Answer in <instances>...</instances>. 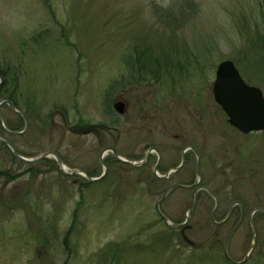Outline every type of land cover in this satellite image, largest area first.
<instances>
[{
    "label": "rangeland",
    "instance_id": "1",
    "mask_svg": "<svg viewBox=\"0 0 264 264\" xmlns=\"http://www.w3.org/2000/svg\"><path fill=\"white\" fill-rule=\"evenodd\" d=\"M226 60L264 93V0H0V78L8 83L0 101L14 97L30 115L25 134H3L28 158L55 152L69 169L98 177L105 147L139 161L150 145L171 141L160 118L172 132L171 120L186 119L170 105L202 107L211 120L222 115L212 88ZM120 102L124 114L115 109ZM0 115L25 128L10 110ZM225 130L246 144L260 138ZM122 167L111 161L91 183L55 162L20 163L1 149L0 264H232L224 244L233 224L217 232L204 223L191 234L198 245H188L157 211L151 166ZM235 187L252 207L256 192L264 199V184ZM174 198L162 204L165 214ZM251 238L244 224L232 259H244ZM245 264H264V245Z\"/></svg>",
    "mask_w": 264,
    "mask_h": 264
},
{
    "label": "flooded vegetation",
    "instance_id": "2",
    "mask_svg": "<svg viewBox=\"0 0 264 264\" xmlns=\"http://www.w3.org/2000/svg\"><path fill=\"white\" fill-rule=\"evenodd\" d=\"M0 83V96L7 95L8 83L4 80ZM212 91L214 92L213 88ZM119 99H121L120 96L117 100ZM122 100H124L126 111H128L129 103L125 99ZM217 105V110L222 112L221 106L218 103ZM200 106L203 105L200 104ZM4 109L15 113L25 124V128L27 125L29 127L30 115L18 109L14 97L8 96V98L0 101V110ZM167 111H182V116L186 119L171 120L170 125L178 129V131L172 132L168 128V123L160 118L161 123L158 127H165V130L162 128V132L171 141L161 140L158 144L150 145L139 161L128 159H126L127 162L118 161L111 151H107L104 158L111 155L112 159L108 157L106 163L111 165V161H117L122 164L125 172L132 169H149L151 166L158 185L157 211L166 227L171 231L179 232L188 245L194 247L198 245L191 234L196 235L198 227L204 223L207 227L213 226L217 232L220 227H231L233 224L224 245H231L234 235L244 227V224H247L252 234L249 245H255V247L264 245V241L261 240V229L264 226V199L260 193L256 192L254 194L255 206L252 207L239 196L235 187L243 182L264 184V131L257 132L260 133V138L252 144H246L244 140L237 138L225 128H231L244 137H248L254 132L245 134L232 126L224 111L222 115L215 114L212 120L205 114L204 108H196L192 104L181 107L180 105L177 107L170 105ZM172 115L174 114L168 113L169 117ZM28 127L26 131H24L25 128L22 131L14 130L7 123H4V119L0 115V138L10 143L24 158L28 157L24 156L4 134L11 137L20 136L28 131ZM98 128L90 127L92 133L95 134ZM103 128L108 130L107 127L103 126ZM1 149L9 151L13 155V159L20 163L33 164L19 160L11 147L3 141H0V151ZM107 149L112 148L105 147L102 154ZM130 162L135 164L132 165ZM78 170L87 174L82 169ZM75 175L87 179L81 173ZM218 186L231 187V189L218 191ZM170 196H175L174 204L171 206V213L165 214L162 210V204ZM228 198L233 201L226 210L224 204L225 201L229 200ZM179 201L182 203L181 206ZM194 215L204 219V221L198 220L192 223L191 218ZM164 218H167L169 223ZM234 229L236 230L234 231ZM213 235L214 237L217 236L216 233ZM246 240L249 243V235H247ZM228 261L231 262L229 259Z\"/></svg>",
    "mask_w": 264,
    "mask_h": 264
},
{
    "label": "water",
    "instance_id": "3",
    "mask_svg": "<svg viewBox=\"0 0 264 264\" xmlns=\"http://www.w3.org/2000/svg\"><path fill=\"white\" fill-rule=\"evenodd\" d=\"M2 81L3 80L1 79V82ZM213 89L215 100L228 116L231 125L245 134L253 131H264L263 91L259 87L247 84L246 81L242 78L233 61L226 60L220 63L217 68V77ZM123 105L124 104L121 102L115 104V109L121 114L125 113ZM11 107L16 111V109L12 105ZM27 127L24 129V131H26ZM0 141L8 144L11 147L14 155L19 160L27 163H37L42 161L43 159H54L55 163L58 166V169L63 174L72 176L74 174L81 173L85 175L90 182L99 181L105 176L107 172V166L103 161V157L107 151H112L117 160L127 162L126 159L120 157L114 149H107L100 157V160L102 161L105 169L103 175L98 178H92L78 169H68V167H66L63 160L57 153L47 151L41 153L37 157L28 159L19 155L18 152L13 148V146L7 141L2 140L1 138ZM130 164L134 165L135 163L130 162ZM164 219L167 223H169V220L167 218ZM235 230L236 229H234V231ZM231 236L232 234L230 235V238ZM229 246L230 245H225L224 253L227 258L234 264H243L244 262H246L255 247V245H251L245 259L241 262H237L229 256Z\"/></svg>",
    "mask_w": 264,
    "mask_h": 264
},
{
    "label": "trees",
    "instance_id": "4",
    "mask_svg": "<svg viewBox=\"0 0 264 264\" xmlns=\"http://www.w3.org/2000/svg\"><path fill=\"white\" fill-rule=\"evenodd\" d=\"M6 82V81H5ZM48 161H50V162H54L53 160H49V159H47Z\"/></svg>",
    "mask_w": 264,
    "mask_h": 264
}]
</instances>
